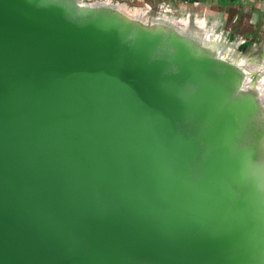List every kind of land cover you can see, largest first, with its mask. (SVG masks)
<instances>
[{"label":"water","instance_id":"1","mask_svg":"<svg viewBox=\"0 0 264 264\" xmlns=\"http://www.w3.org/2000/svg\"><path fill=\"white\" fill-rule=\"evenodd\" d=\"M250 73L109 5L0 0V264H264Z\"/></svg>","mask_w":264,"mask_h":264},{"label":"rangeland","instance_id":"2","mask_svg":"<svg viewBox=\"0 0 264 264\" xmlns=\"http://www.w3.org/2000/svg\"><path fill=\"white\" fill-rule=\"evenodd\" d=\"M226 1L203 0L195 7L180 6L177 14L173 0H114L111 6L132 20L176 25L198 39L214 37V42L207 41L210 46L255 71L256 75L250 73L247 80L250 83L254 76L264 77V0H239L236 6L223 5ZM100 3L107 5L105 1ZM159 3L168 6L169 17L157 13ZM147 4L153 7L152 11ZM246 44L251 46L245 48Z\"/></svg>","mask_w":264,"mask_h":264},{"label":"built area","instance_id":"3","mask_svg":"<svg viewBox=\"0 0 264 264\" xmlns=\"http://www.w3.org/2000/svg\"><path fill=\"white\" fill-rule=\"evenodd\" d=\"M78 1L81 4H85V5H99V4H101L100 3L101 1H105L107 3V5L111 6V4L113 3L114 0H78ZM147 8L151 11L153 10V7L149 4H147ZM156 11L159 15H161L163 17H169L171 14L168 6L166 4H163V3L157 4Z\"/></svg>","mask_w":264,"mask_h":264},{"label":"trees","instance_id":"4","mask_svg":"<svg viewBox=\"0 0 264 264\" xmlns=\"http://www.w3.org/2000/svg\"><path fill=\"white\" fill-rule=\"evenodd\" d=\"M132 2H135L137 0H131ZM203 0H173L172 2V6L176 9V14L177 12L179 11L180 9V6H185V7H195L197 6L198 4H200ZM240 4V1L239 0H227L225 4L223 5H238ZM251 45L249 44H246L244 47L245 48H248L250 47Z\"/></svg>","mask_w":264,"mask_h":264},{"label":"bare ground","instance_id":"5","mask_svg":"<svg viewBox=\"0 0 264 264\" xmlns=\"http://www.w3.org/2000/svg\"><path fill=\"white\" fill-rule=\"evenodd\" d=\"M184 31H185V29H184ZM206 41L212 43V42H214V37H213V38H211L210 36H209V37H206ZM239 64L245 66L244 64H241V63H239ZM245 68H246V67H245ZM248 69H249V68H248ZM249 70L255 72L253 69H249ZM261 79H262L261 83H262V85H263V87H264V77H261Z\"/></svg>","mask_w":264,"mask_h":264},{"label":"flooded vegetation","instance_id":"6","mask_svg":"<svg viewBox=\"0 0 264 264\" xmlns=\"http://www.w3.org/2000/svg\"><path fill=\"white\" fill-rule=\"evenodd\" d=\"M256 75V73H254ZM257 81H262L260 76H254L253 79L251 80V84L256 83Z\"/></svg>","mask_w":264,"mask_h":264},{"label":"crops","instance_id":"7","mask_svg":"<svg viewBox=\"0 0 264 264\" xmlns=\"http://www.w3.org/2000/svg\"><path fill=\"white\" fill-rule=\"evenodd\" d=\"M205 1H207V0H205ZM218 3V2H217ZM219 5H221V4H219ZM253 34H255L254 32H253Z\"/></svg>","mask_w":264,"mask_h":264}]
</instances>
